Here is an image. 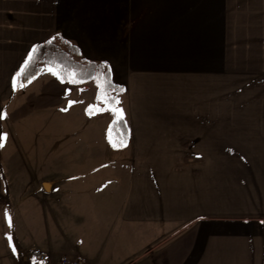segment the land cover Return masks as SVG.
Returning a JSON list of instances; mask_svg holds the SVG:
<instances>
[{
  "label": "crops",
  "instance_id": "crops-1",
  "mask_svg": "<svg viewBox=\"0 0 264 264\" xmlns=\"http://www.w3.org/2000/svg\"><path fill=\"white\" fill-rule=\"evenodd\" d=\"M110 27L114 32L136 27L137 39L132 32V42L119 53ZM53 37L71 42L84 59L104 64L112 84L123 88L116 107L123 110L131 144L124 157L95 144L101 136L104 142L111 137L112 122H96L82 139L87 85L57 81L44 68L21 89L13 86L34 47ZM100 47L111 50L115 61L122 56L123 80L109 57L93 58ZM138 63L143 70L133 72ZM249 68L264 73V0H0V80L9 81L6 90L0 83V95L9 93L8 106L17 93L29 91L38 97L39 111H60L66 144L60 168L46 177L44 189L28 185L44 213L43 246L0 242V264H30L35 250L50 260L68 256L83 264H114L121 253L104 232L107 226L127 254L146 238L159 240L141 252L140 264H264V188L216 197L211 179L196 177L195 167L179 172L173 165L264 160V141L237 139L243 133L263 139L264 131L254 128H264V120L227 119L228 109L212 107L210 98L205 102L213 79H241ZM194 94L190 103L187 97ZM69 100L76 103L69 107ZM120 159L129 164L119 165L115 178L98 172ZM218 208L222 215L211 216ZM2 209L0 197V224Z\"/></svg>",
  "mask_w": 264,
  "mask_h": 264
},
{
  "label": "rangeland",
  "instance_id": "rangeland-1",
  "mask_svg": "<svg viewBox=\"0 0 264 264\" xmlns=\"http://www.w3.org/2000/svg\"><path fill=\"white\" fill-rule=\"evenodd\" d=\"M135 28L136 27H116L117 30L115 29V32L113 27L108 28V30H110V38L116 39L115 41L118 45L117 52L123 53L124 43L132 42L128 40L132 32H134L135 35L134 39H137L138 31ZM86 50H88V48H86ZM108 57L114 65V69H116L115 75L117 79L123 80L122 76L125 74V69L123 68V62H121V60L123 61L122 56L117 55L115 57L117 61H115L111 50L109 51L102 47L98 49L97 56H93L94 59H107ZM141 66L140 63L137 65L133 64L131 70H133V72L136 70H143ZM48 69L49 68H46L45 70H47V73H50ZM129 71L130 70L127 69V73H129ZM254 71L259 72L257 73ZM262 74H264L263 69L257 70L249 68L245 69L241 79L236 80L230 76L226 80L213 79L212 95L210 97L206 95L205 102L209 101L208 98H210L212 107L221 105V107L228 109L227 119L264 120V75ZM55 79L61 82V80L56 77ZM1 82L2 85L5 86H3V90H6V86H8L6 83L9 81L7 82L6 79H3L2 81L0 80V83ZM84 85H87L84 86V96L89 97V101H87L89 105L97 106L101 110L93 111L90 114L87 111L89 106L87 105L85 107L86 124L83 128V138L81 137L83 140L86 139L87 133L89 134L95 130L94 125L96 122L108 124L115 118H120L113 114L111 117L110 113L112 112L107 110L108 106L103 103H98L97 95L95 94L97 86L94 82H89ZM8 94L9 93L0 95V114L3 115V118H0V134L5 135L2 146H0V161H2L3 167H5L3 168L0 166V186L4 190V192L2 191V193H0L3 205V220L0 224V242L3 244L4 242L15 243L16 241L25 240L29 245L36 244L38 246H43L45 228L44 213L42 207L30 196V186L28 185H36L39 190L44 189L46 177L49 174H56L60 168L61 153L65 150L66 145L64 143L65 140L63 141L64 133L63 130L61 131L60 127L61 116L63 114L56 109L39 111L36 101L38 97L31 94L29 91L27 94L17 93L7 106ZM110 96H113V94ZM195 97L196 95L194 94L193 97L188 96L187 98L190 100V103H192ZM182 98L184 97L180 96V99ZM196 106L198 107L199 105H194V107ZM197 118L203 117H200L197 113ZM240 130L241 129H237L238 132H241ZM243 130L248 132L251 131L252 128H245ZM254 130L264 131V128H254ZM256 136L252 137V135L248 133H243V135L237 139L244 140V138H246L248 141L250 140L253 142L264 141V137L263 139L259 137L255 140ZM101 138V140L98 138L95 144L100 151L109 153V155L124 157L125 152L131 151L130 142L128 145L119 148L117 146L113 147L115 143L112 135L110 138L106 139L107 142H104L105 138L102 136ZM247 153L250 154L249 152ZM11 155H15V159H10L11 161L6 160L5 157H11ZM173 162V165L176 167L175 169L179 170V172L186 171L189 166L191 168L195 167L196 177H201L205 180L211 179V190L212 192L216 190V194L218 193L216 197H219V193L224 192L225 194H230L237 191L244 195H249L248 192L264 188L263 159L175 160ZM107 163L106 165H102L98 169V172L107 175V177L115 178L116 174H118L117 169L120 167L119 165L125 164L127 167L129 160L120 159L108 161ZM201 168H210L212 170H208L207 173H204ZM3 169L5 174H3ZM17 169H20L19 174H17ZM220 175L223 180L220 179ZM220 180L222 183L218 184ZM7 185L8 187L10 185L9 191L7 190L8 192L6 191ZM14 186L16 191L12 192ZM19 188L21 191H19ZM19 192H21L22 195L20 199H17L16 196ZM257 194L261 193L257 192L256 195ZM222 210L224 209H213L211 216L222 215L219 213L222 212ZM5 213H7L11 220V227L9 226L8 220L5 218ZM108 228L109 226L106 227L104 232H106L107 236L109 235L108 239L115 243L117 252L121 253V258L118 256L114 264H130L131 262H133L132 264H140L138 258L141 252L151 248L159 241L156 238H146L142 240L143 246L141 248L133 249L130 254H127L123 249H120L122 248L120 239L114 237V231L112 232V230H108ZM93 231L95 230L93 229ZM75 234L82 239V232L78 233L76 229ZM9 237L11 240H9ZM135 259H137V261H134ZM109 263H111V260Z\"/></svg>",
  "mask_w": 264,
  "mask_h": 264
},
{
  "label": "trees",
  "instance_id": "trees-1",
  "mask_svg": "<svg viewBox=\"0 0 264 264\" xmlns=\"http://www.w3.org/2000/svg\"><path fill=\"white\" fill-rule=\"evenodd\" d=\"M35 52L32 50V59L24 65L21 72L16 78L17 90L21 89L35 77H37L44 68H53L57 70L63 77L64 82L69 79V74L74 73L78 82L70 83L73 85H84L89 82L96 81L93 77L100 76L101 83H103L104 76H107L112 88L109 90L108 95L115 94L116 97L123 94L122 87L113 85L109 70L102 63H96L84 59L79 49L71 42L61 38L53 37L44 43L34 47ZM101 90H98V93ZM113 141L119 148L127 145L129 141V134L127 126L122 118H115L112 121L110 128Z\"/></svg>",
  "mask_w": 264,
  "mask_h": 264
},
{
  "label": "snow or ice",
  "instance_id": "snow-or-ice-1",
  "mask_svg": "<svg viewBox=\"0 0 264 264\" xmlns=\"http://www.w3.org/2000/svg\"><path fill=\"white\" fill-rule=\"evenodd\" d=\"M36 49L34 48L33 49V52H35ZM32 59V54H29V58H28V61H30ZM28 61H25V64L28 63ZM48 71L53 75L55 76L57 79L61 80V82H64V79L63 77L60 75V73L53 69V68H49ZM19 75V73H18ZM93 79L96 81V85H97V89L98 90H101L98 95H97V101L98 103H103L105 104L106 106H108V109L109 111L112 112L113 115L115 116H119V117H122L123 116V111L121 108L119 107H116V105H119L120 101L118 98L116 97H110L108 95V92L109 90L112 88V85L111 83L109 82L107 76H104L103 78V83H101V77L98 75L96 77H93ZM68 83H75V82H78L76 77H75V74L72 73V74H69V79L67 81ZM13 86L15 87L16 86V82L15 80L13 81ZM121 91H123V89H121ZM73 103H76V101H72V100H69L68 101V106L71 107V105ZM62 111H66L67 109H61ZM101 109H99L97 106H94V105H89L87 111L91 114L93 111H100ZM0 118H3V115L0 114ZM5 139V135L4 134H0V146H2V142L3 140ZM116 145H113V147H115ZM5 218L6 220H8V223H9V226L11 227V220L10 218L8 217L7 213H5ZM9 240H11V238L9 237Z\"/></svg>",
  "mask_w": 264,
  "mask_h": 264
},
{
  "label": "built area",
  "instance_id": "built-area-1",
  "mask_svg": "<svg viewBox=\"0 0 264 264\" xmlns=\"http://www.w3.org/2000/svg\"><path fill=\"white\" fill-rule=\"evenodd\" d=\"M30 264H83L82 261L72 257L63 256L56 260H50L44 252L31 251L29 254Z\"/></svg>",
  "mask_w": 264,
  "mask_h": 264
},
{
  "label": "water",
  "instance_id": "water-1",
  "mask_svg": "<svg viewBox=\"0 0 264 264\" xmlns=\"http://www.w3.org/2000/svg\"><path fill=\"white\" fill-rule=\"evenodd\" d=\"M44 187H45V184H44Z\"/></svg>",
  "mask_w": 264,
  "mask_h": 264
}]
</instances>
